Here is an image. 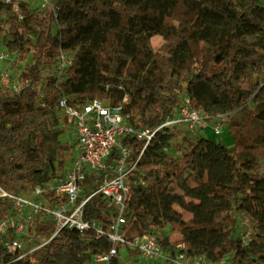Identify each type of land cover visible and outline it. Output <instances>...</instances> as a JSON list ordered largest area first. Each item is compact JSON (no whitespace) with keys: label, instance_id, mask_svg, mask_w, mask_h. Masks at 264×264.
I'll list each match as a JSON object with an SVG mask.
<instances>
[{"label":"trees","instance_id":"obj_1","mask_svg":"<svg viewBox=\"0 0 264 264\" xmlns=\"http://www.w3.org/2000/svg\"><path fill=\"white\" fill-rule=\"evenodd\" d=\"M53 3L56 16L27 1L0 0V43L26 62L21 90L10 94L0 87V188L13 194L61 176V164L48 174L38 161V147L59 111L58 88L76 103L98 98L118 104L127 93L130 120L144 126L160 124L186 94L208 122L227 114L220 123L234 146L204 136L184 144L174 140L171 129L160 132L139 159L144 184L130 187L127 235L154 233L167 251L185 242L190 255L213 261L230 256L231 264H264V128L255 127L264 120L261 0ZM158 34L165 42L154 51L148 41ZM61 50L70 52L73 62L58 84L55 74L43 78L42 73ZM249 99L256 105L235 114ZM142 146L135 143L134 159ZM152 155L161 166L153 167ZM82 185L85 198L95 185L91 177ZM11 208L8 197L0 198V219ZM112 210L95 195L85 203L83 217L108 222ZM184 212L192 217L185 220ZM236 213L250 220L247 242L235 236ZM167 226L182 238L172 241ZM55 230L53 220L38 218L30 234L50 240L30 253L9 252L5 243L13 233L0 235V264H91L112 246L107 237L96 238L93 229L63 228L52 237ZM109 264L124 263L113 257Z\"/></svg>","mask_w":264,"mask_h":264},{"label":"built area","instance_id":"obj_2","mask_svg":"<svg viewBox=\"0 0 264 264\" xmlns=\"http://www.w3.org/2000/svg\"><path fill=\"white\" fill-rule=\"evenodd\" d=\"M20 1H27L30 4V0ZM33 1H37L44 11L57 15L53 0ZM15 9H18L17 4ZM18 58L16 53L0 50V61H15ZM72 62L73 55L61 50L56 61L48 68L52 69L51 74L56 75L58 84L65 79ZM11 76L10 72L0 74L2 88L8 90ZM14 87L15 93L21 90V81L19 80V84ZM58 92L59 111L68 119L74 130L73 160L60 177L32 188L31 196H25L20 192L8 194L1 189L2 196L10 199L12 207L11 213L0 219V235L9 233L14 235L5 243L6 249L9 252L21 249L19 239L25 233L27 224H34L38 218L39 220L48 218L56 223L52 237L61 229L67 228L80 231L93 229L96 238H108L112 245L109 251L95 255L91 264H109L113 257L120 258L123 249L129 256L134 254L138 264H226L225 259L213 261L204 254L190 255L185 242L178 243L174 251H167L160 246L154 233L129 237L125 228L128 222L126 214L130 187L138 183L144 184L143 174L139 173V159L160 132L172 127L195 130L209 123L205 111L193 106L191 98L184 94L175 109L168 113L160 124L144 126L130 120V114L125 109L130 101L127 93L120 103L111 104L108 100L98 98L76 103L60 88ZM226 117L227 114H221L218 120H225ZM213 130L216 134L222 133V128L218 125L214 126ZM136 142L143 143V146L134 159ZM89 177L92 178L95 188L82 198L84 193L82 183ZM95 195H100L113 206L108 222L86 220L83 217L85 203ZM245 217L249 222V230L242 239L247 242L252 228L249 218L246 215ZM29 236L31 241L39 242L31 252L50 240L33 234Z\"/></svg>","mask_w":264,"mask_h":264},{"label":"rangeland","instance_id":"obj_3","mask_svg":"<svg viewBox=\"0 0 264 264\" xmlns=\"http://www.w3.org/2000/svg\"><path fill=\"white\" fill-rule=\"evenodd\" d=\"M261 3L264 5V0H261ZM30 4L33 8H38L39 10H43L40 4L37 1L30 0ZM7 31V26L2 31V35ZM165 42L162 35H154L148 41V45L152 50H157L163 43ZM0 50L5 51L7 50L3 43H0ZM26 62L21 61L19 59L12 61V60H1L0 61V74L2 72H10L12 74L10 80V87L8 88V92L10 94H15V87L19 84V76L22 73ZM49 67H45L43 69L42 77L45 78L49 74L52 73V69H48ZM127 82V81H126ZM129 85L131 83L127 82ZM1 87V83H0ZM261 96L264 98V88L261 90ZM256 105L255 102L251 101L250 99L247 101L246 104L240 106L238 109L234 111L237 115H242L246 108L254 107ZM51 120H54L53 123L50 124L49 128L45 132L43 136V140L41 145L38 147V161L40 167L44 169V171L48 174L51 173L52 167H57L58 164H61L63 169L60 171V174L64 173L67 167L71 164L74 156V130L71 123L66 119L63 114L58 111L56 112V118L53 117ZM226 120V119H225ZM221 120H215L209 123H205L204 125L198 127L195 130H189L185 127H172L171 132L174 135V140L176 142H183L184 144L187 143L188 138H193L196 136H204L210 138L215 141H219L224 143L227 147L233 148L234 141L232 135L226 128V125L220 123ZM220 126L222 128L221 134H216L213 130L214 126ZM255 127H262L264 128V120L257 121L255 123ZM160 153V151H158ZM162 152L170 153L173 156H176L178 153L173 149L163 148ZM155 159V164L153 165L154 168L161 166L158 164L159 161L158 157L152 155V159ZM261 171H264V167L261 168ZM194 184V182L192 183ZM25 196L33 195V190L31 187H26L25 189L21 190ZM2 191L0 188V198H2ZM237 219V227L235 236L242 238L245 236L249 230V222L245 215L236 213ZM192 217V215L188 212H184V219L188 220ZM33 228V224H27V228L25 233L20 236V243L22 245V250L24 253H30L33 247H36L39 242L31 241L29 238L30 230ZM167 233H170L171 240L176 241L182 238L181 234L178 230H173L170 226L166 228ZM124 264H138L137 261H134L128 254H125L124 249L121 252L120 258ZM226 264H231L230 256L226 257ZM152 264V263H150Z\"/></svg>","mask_w":264,"mask_h":264},{"label":"crops","instance_id":"obj_4","mask_svg":"<svg viewBox=\"0 0 264 264\" xmlns=\"http://www.w3.org/2000/svg\"><path fill=\"white\" fill-rule=\"evenodd\" d=\"M130 257L135 261V257H134V254L133 255H130Z\"/></svg>","mask_w":264,"mask_h":264}]
</instances>
